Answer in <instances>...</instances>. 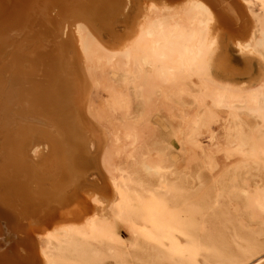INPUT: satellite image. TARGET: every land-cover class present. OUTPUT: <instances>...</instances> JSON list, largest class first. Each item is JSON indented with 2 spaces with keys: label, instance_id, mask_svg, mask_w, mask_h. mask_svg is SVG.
Here are the masks:
<instances>
[{
  "label": "bare ground",
  "instance_id": "6f19581e",
  "mask_svg": "<svg viewBox=\"0 0 264 264\" xmlns=\"http://www.w3.org/2000/svg\"><path fill=\"white\" fill-rule=\"evenodd\" d=\"M75 1L80 2L0 0V264H105L109 254L126 245L120 226L135 233L138 220L153 248L161 247L157 259L198 264L202 247L194 238L171 240L166 247L165 222L156 218L157 236L147 226L148 217L177 189L167 181L172 168L165 157L139 146L140 134L130 126L109 137L94 126L92 118L99 116L94 90L104 87L98 72L106 65L124 70L148 104L157 89L167 99L175 92L181 99L189 91L186 80L198 77L199 93L192 98L205 112H195L189 132L193 156L201 128L213 122L210 101L235 119L242 105L259 118L253 135L240 126L229 129L228 143L245 159L264 160V69L255 76L257 86L248 90L211 85L205 78L212 65L230 77L239 75L243 69L229 67L235 47L246 65L244 75L252 73L255 57L264 66V0H259L261 15L252 10L255 0H118L117 7L130 10L125 12L130 26L112 47L84 22L82 9L71 6ZM104 1L88 0L82 7L94 16ZM92 20L97 30L107 28L97 17ZM113 91L111 86L108 94ZM122 156L159 178V188L148 191L149 202L133 190V174L121 166ZM238 191L245 210L264 222V184ZM3 235L11 237L6 244ZM121 259L124 264L122 254Z\"/></svg>",
  "mask_w": 264,
  "mask_h": 264
},
{
  "label": "rangeland",
  "instance_id": "374dc122",
  "mask_svg": "<svg viewBox=\"0 0 264 264\" xmlns=\"http://www.w3.org/2000/svg\"><path fill=\"white\" fill-rule=\"evenodd\" d=\"M87 1L80 0L78 5H76V1L71 2V6L82 9L84 22L93 26L97 33L102 34L107 46L112 47V45L117 44L116 41H119V38L127 33L126 31L130 26L126 19V13H129L130 10L126 12L125 9L122 10L121 6L120 8L117 7L118 0H106L103 3V8L96 9L97 15H88L82 7L89 5ZM93 1L95 5L102 3V0ZM259 2V0H255L252 10L261 15L263 14V8ZM94 17H97L102 25L107 26V28L97 30L98 26L94 24L95 20H92ZM230 55L229 62H231V65L229 67L233 68L232 70L237 68V72L243 69L239 71L240 76L235 74L230 77V75L223 74L215 65H212L208 70V74L205 75L206 80L209 83L211 82V85L213 82L219 87L224 86L239 90H248L257 86L258 81L256 82L257 77L255 76L260 75L264 69L260 59L258 57L252 59V73L244 75L241 72L244 71L246 65L236 47L235 50L230 52ZM36 64L38 66V62ZM98 73L104 87L100 86L95 89L96 91L94 90V110L97 113L96 117L98 115L100 117L98 116L97 120H94L95 117L92 118V121L97 125H94L93 122L92 124L98 126L104 137H109L114 131H124L126 126L136 129L135 131L140 134V139L137 142L139 146L151 150L153 154H162L167 165L172 168L171 174H167L166 178L170 183H174L173 185L177 189L171 193L169 192L170 196L166 195L165 206L161 210L148 217L147 226L152 235L157 236L159 234L156 224V218L158 217L162 224L165 222L163 232L166 230V234L162 233L161 237H164H162V241L166 247L171 246V240L173 242L175 240L184 242L187 237H192L199 243L202 249L197 256L198 264H203V262L204 264H264L263 219L260 217L253 218L252 214L245 210L246 200L243 194L238 191L243 187L254 190L257 186L264 184V160L261 158L254 159V157H252L254 161L245 159L240 151L236 150L237 146L234 143L230 145L228 143L230 138L228 132H231L229 129L234 132V128L240 126L245 134L253 135L252 133L260 125L259 118L242 105V108L237 110L238 117L236 120L233 118L234 116H229L226 110L214 107L209 101L207 105L214 111L213 122L210 128H201V134L198 136L199 147H194L195 154L193 156L190 152L193 145L187 142L189 132L194 123L195 112L199 111L200 115L205 112V108H199V105L193 103L192 94L196 93L197 95L199 93L200 80L198 77L194 76L191 77V80H186L189 91L184 92V97L182 96L181 99L178 97L177 92L170 93V97L167 99L163 96L162 91L157 89L155 96L149 100L150 104H148L146 103L147 99L140 90L136 89L131 78L124 70L116 71L110 65H106ZM108 86L110 88L112 86L113 93L119 95L108 94L110 91ZM85 117L88 118L87 114ZM257 136H260V133H257ZM252 144L253 141L251 140L245 148L249 149ZM210 153L212 154L211 160L208 157ZM120 159L121 166L126 167L133 174V190L140 193L149 202L150 193L157 190V187L159 188V178L147 176L141 170L140 165L134 166L131 161L128 163L123 156ZM246 160L250 162H246ZM140 181L141 183H139ZM33 186L35 187V185ZM236 186L238 190H235ZM180 188L184 190H180ZM184 201L187 202L183 203ZM182 203L185 205H182ZM178 213L181 215H178ZM135 228L136 232L133 233L126 227L120 226L122 232L120 236L126 245H120L117 253L109 254L104 262L105 264H117V262L120 264L121 254L125 258L124 264H141L142 262L143 264H181L178 259L173 260V262L170 261V263L167 258H160L162 262L157 259L156 252L161 247L157 246L159 249L153 248L154 241L146 237L142 222L136 221ZM135 249L137 250L135 251ZM185 258H188V254Z\"/></svg>",
  "mask_w": 264,
  "mask_h": 264
},
{
  "label": "water",
  "instance_id": "95a60500",
  "mask_svg": "<svg viewBox=\"0 0 264 264\" xmlns=\"http://www.w3.org/2000/svg\"><path fill=\"white\" fill-rule=\"evenodd\" d=\"M3 224V226H5V222L4 223H2ZM11 237L10 236H7V235H3V236H1V240H2V242L4 243V244H6V243H8V240L10 239ZM13 240V239H12Z\"/></svg>",
  "mask_w": 264,
  "mask_h": 264
}]
</instances>
